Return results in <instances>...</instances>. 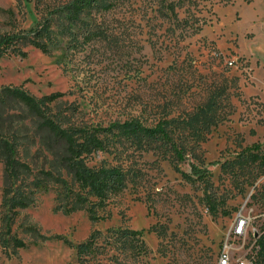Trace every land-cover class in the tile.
<instances>
[{"label":"rangeland","instance_id":"374dc122","mask_svg":"<svg viewBox=\"0 0 264 264\" xmlns=\"http://www.w3.org/2000/svg\"><path fill=\"white\" fill-rule=\"evenodd\" d=\"M70 1L0 0V34L48 19L57 45L17 41L0 56V88L62 92L67 123L100 141L85 163L119 167L122 187L88 194L90 219L66 211L64 171V185L37 190L47 165L32 158L34 202L13 213L1 205L0 161V264H79L91 235L82 264H216L223 250L264 264V0H94L76 18L53 12Z\"/></svg>","mask_w":264,"mask_h":264},{"label":"trees","instance_id":"16d2710c","mask_svg":"<svg viewBox=\"0 0 264 264\" xmlns=\"http://www.w3.org/2000/svg\"><path fill=\"white\" fill-rule=\"evenodd\" d=\"M94 0H71L57 7L53 12H61L76 18L85 6ZM171 4V3H170ZM49 40V22L44 19L34 27L19 33L0 34V56L14 50L17 41L27 42L42 52L57 48ZM62 92H51L40 97L29 94L22 87L10 85L0 88V161L3 165L1 205L13 213L34 202L33 190H26V181L32 167L41 157L42 163L34 174L37 190H46V185L65 184L62 172L70 176L69 192L71 205L66 211L87 209L89 218L95 219L93 207L87 204V195L104 197L108 192L119 191L122 187L123 173L117 166H88L85 154L99 147L100 141L94 133L80 126L67 123L66 108H61ZM54 107V109H53ZM160 127V126H159ZM134 129V128H133ZM162 130V129H161ZM36 149L29 157V145ZM27 158H31L28 160ZM76 185V190L72 188ZM85 193V194H84ZM63 193L58 194V200ZM61 204L56 206L60 209ZM64 208V207H63ZM131 231V234H138ZM92 237L77 245L79 264L85 260L92 243ZM37 238H45L39 235ZM16 247L24 245L20 238L13 237Z\"/></svg>","mask_w":264,"mask_h":264},{"label":"built area","instance_id":"2783aa9c","mask_svg":"<svg viewBox=\"0 0 264 264\" xmlns=\"http://www.w3.org/2000/svg\"><path fill=\"white\" fill-rule=\"evenodd\" d=\"M246 221L247 219L245 217H238L234 227V231L236 233H240L243 230ZM216 264H256V263L252 259L246 257H239L233 260L229 256L228 252L223 250L218 257Z\"/></svg>","mask_w":264,"mask_h":264}]
</instances>
